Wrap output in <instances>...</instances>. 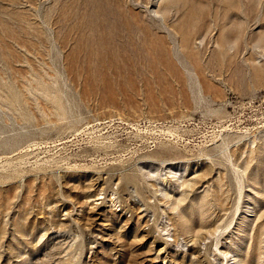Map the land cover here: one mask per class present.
Instances as JSON below:
<instances>
[{"label":"rangeland","instance_id":"obj_1","mask_svg":"<svg viewBox=\"0 0 264 264\" xmlns=\"http://www.w3.org/2000/svg\"><path fill=\"white\" fill-rule=\"evenodd\" d=\"M0 264H264V0H0Z\"/></svg>","mask_w":264,"mask_h":264}]
</instances>
